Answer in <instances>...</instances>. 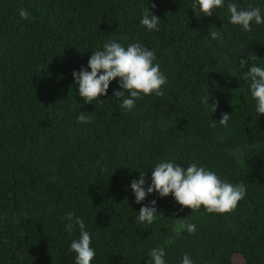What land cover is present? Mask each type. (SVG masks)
Returning <instances> with one entry per match:
<instances>
[{"label": "trees", "instance_id": "obj_1", "mask_svg": "<svg viewBox=\"0 0 264 264\" xmlns=\"http://www.w3.org/2000/svg\"><path fill=\"white\" fill-rule=\"evenodd\" d=\"M235 2L264 9V0ZM191 4L0 0V264H75L69 246L79 228L66 231L70 212L92 234V264H151L154 247H165L167 264H181L185 253L194 264H264V114L239 66L247 54L264 65V25L244 32L226 9L197 17ZM148 7L159 31L140 25ZM211 27L220 39L209 36ZM108 40L153 50L167 78L163 94L128 112L112 97L120 90L113 81L100 103L85 104L72 73ZM81 111L90 123L77 122ZM165 158L199 162L247 194L224 214L192 212L171 194L137 204L131 182L148 171L150 183L151 167ZM152 200L159 219L141 225L136 216ZM180 220L196 232L177 236Z\"/></svg>", "mask_w": 264, "mask_h": 264}, {"label": "clouds", "instance_id": "obj_2", "mask_svg": "<svg viewBox=\"0 0 264 264\" xmlns=\"http://www.w3.org/2000/svg\"><path fill=\"white\" fill-rule=\"evenodd\" d=\"M191 9L197 17H211L219 9H226L229 23L239 26L244 32H251L252 25H264V9L256 6L241 8L235 0H192ZM21 19H30L26 9L19 12ZM160 18L153 14L149 7L143 11L140 25L148 32L160 30ZM212 39H220L219 30H209ZM255 55L247 54L246 59H240L243 72L242 79L247 82L250 95L255 102V111L258 115L264 114V65L253 62ZM76 91L85 104L100 103V97L108 94L109 86L116 81L120 90H115L112 97L120 101V107L131 112L138 100L149 95H162V89L167 83L166 76L161 72L155 52L140 42H132L125 46L117 40H108L93 51L87 67H82L73 73ZM127 93V95H125ZM210 113L216 111V104L209 103V95L203 101ZM231 115L224 114L219 123L227 127ZM77 122L87 124L91 117L81 111ZM150 183L146 181L145 174L141 173L139 179L131 182L130 188L137 204H142L146 197L157 193L159 197L170 194L175 201L193 211L203 207L208 213L224 214L233 211L239 201L247 194L243 183L233 184L221 179L217 172L208 169L199 162L187 165L176 163L175 159H161L151 167ZM156 201L143 204L136 221L141 224L152 225L159 217ZM65 229L71 232L74 227L79 228V238L73 239L69 251L75 253V264H92L96 257V250L92 247V234L87 230L84 220L75 213L65 216ZM197 226L187 220H180L174 232L179 236L186 231L195 233ZM170 245L173 240L170 238ZM148 255L151 264H167L165 247H154ZM181 264H194L190 255L185 253Z\"/></svg>", "mask_w": 264, "mask_h": 264}]
</instances>
